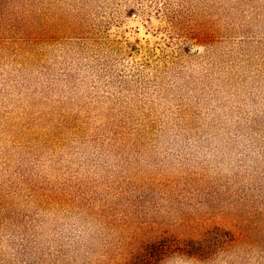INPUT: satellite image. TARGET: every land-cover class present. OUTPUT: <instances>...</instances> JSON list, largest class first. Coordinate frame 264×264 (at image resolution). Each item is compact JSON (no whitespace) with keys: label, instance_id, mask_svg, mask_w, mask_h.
Segmentation results:
<instances>
[{"label":"rangeland","instance_id":"1","mask_svg":"<svg viewBox=\"0 0 264 264\" xmlns=\"http://www.w3.org/2000/svg\"><path fill=\"white\" fill-rule=\"evenodd\" d=\"M216 228L153 264H264V0H0V264Z\"/></svg>","mask_w":264,"mask_h":264},{"label":"trees","instance_id":"2","mask_svg":"<svg viewBox=\"0 0 264 264\" xmlns=\"http://www.w3.org/2000/svg\"><path fill=\"white\" fill-rule=\"evenodd\" d=\"M254 234L249 230H244L243 240L246 243H253ZM235 238L230 231L222 228H216L208 231L202 239L181 240L176 238L164 237L161 240L151 244L145 251V264H153L157 258L167 252H175L196 258L197 260H207L219 249L230 250L235 247Z\"/></svg>","mask_w":264,"mask_h":264}]
</instances>
